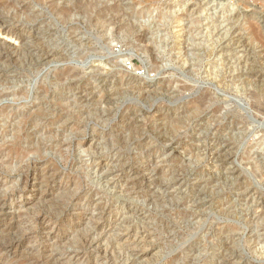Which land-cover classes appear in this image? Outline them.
Listing matches in <instances>:
<instances>
[{"label":"rangeland","instance_id":"rangeland-1","mask_svg":"<svg viewBox=\"0 0 264 264\" xmlns=\"http://www.w3.org/2000/svg\"><path fill=\"white\" fill-rule=\"evenodd\" d=\"M92 1L0 0V264H264V0Z\"/></svg>","mask_w":264,"mask_h":264},{"label":"bare ground","instance_id":"bare-ground-1","mask_svg":"<svg viewBox=\"0 0 264 264\" xmlns=\"http://www.w3.org/2000/svg\"><path fill=\"white\" fill-rule=\"evenodd\" d=\"M34 1H44V0H34ZM59 1H61V0H49V3H50V6L52 7V9L58 14V15H61L62 17H68V15H70L73 11H75V9H81V8H84L85 10H87V11H91L92 12V10H94V9H96V7L97 6H95V4L93 3V1L92 0H87L85 3L82 1V0H78L75 4H73V5H64V6H62V7H58V3L57 2H59ZM68 2V1H67ZM97 3V2H96ZM176 4V3H175ZM16 5H17V2L16 1H14V3L11 1V2H8V3H4L3 5H2V7H16ZM123 7V6H122ZM119 8V7H118ZM26 9V8H25ZM82 11H83V9H82ZM140 15H141V13H140ZM37 18V16H34V15H31L30 14V16H28V19H30V20H35ZM66 20V19H65ZM123 21V20H122ZM123 26V25H122ZM131 29V28H130ZM258 30V29H257ZM129 31V30H128ZM143 34V33H142ZM143 37V36H142ZM7 39V38H6ZM145 39V38H144ZM22 42V41H21ZM4 44H5V47H6V50H7V52H6V54L4 53V52H2L1 54H0V57H4V56H10V57H12L13 58V52L14 51H16V50H18L19 48L17 47V46H15V45H13L12 43H10V41H5L4 40V42H3ZM4 50V49H3ZM2 50V51H3ZM11 58V59H12ZM2 96V94L0 93V97ZM93 101V100H92ZM47 115V112H45L44 110H43V108H37V110L35 111V115L32 117V112L27 116V117H25L24 115L23 116H21L20 118H19V115L17 116L16 115V117L14 118V121L15 122H17V120L20 122V123H34V122H37L40 118H43V116L45 117ZM13 120V119H12ZM38 123V122H37ZM14 124H16V123H14ZM30 145V144H29ZM32 145V144H31ZM31 148H33V149H36L38 152L40 151V150H42L43 148H42V143L41 142H39L38 144H36V145H33V146H30ZM215 159V158H214ZM34 170V169H33ZM38 172V171H37ZM36 172V173H37ZM26 173V172H25ZM52 173V172H51ZM30 174V173H29ZM28 176V175H27ZM37 177V176H36ZM28 178V177H27ZM41 178V177H40ZM48 179V178H47ZM52 206V205H51ZM59 206V205H58ZM43 207V206H42ZM56 207H57V205H56ZM1 209V208H0ZM56 212H58V210L56 211ZM129 212V211H128ZM54 213V212H53ZM58 214H60V213H58ZM135 217V216H134ZM10 227V226H9ZM8 228V227H7ZM16 233H17V231H16ZM10 235V234H9ZM14 236V235H13ZM17 236H19V235H17ZM24 238V237H23ZM8 240V239H7ZM5 242V241H4ZM21 243V242H20ZM10 247V246H9ZM20 247V246H19ZM91 248H92V246H91ZM137 248V247H136ZM140 249V248H139ZM11 252V251H10ZM149 253V250H139V251H137V253H136V255H137V257L138 258H140V257H142V256H144V255H146V254H148ZM238 254V253H237ZM229 255V254H228Z\"/></svg>","mask_w":264,"mask_h":264}]
</instances>
